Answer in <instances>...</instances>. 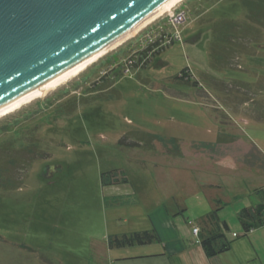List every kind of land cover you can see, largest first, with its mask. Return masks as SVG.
Wrapping results in <instances>:
<instances>
[{
	"label": "rangeland",
	"instance_id": "374dc122",
	"mask_svg": "<svg viewBox=\"0 0 264 264\" xmlns=\"http://www.w3.org/2000/svg\"><path fill=\"white\" fill-rule=\"evenodd\" d=\"M229 2L184 0L0 119V143L40 153L20 173L22 188L0 191V264H109L123 252H111L108 237L151 229L165 201L189 238L215 201L231 231L240 228L239 205L264 187V33L248 56L219 64L205 26L244 20L245 8ZM158 41L161 55L138 63ZM53 165L63 169L44 180ZM109 172L129 183L103 187Z\"/></svg>",
	"mask_w": 264,
	"mask_h": 264
},
{
	"label": "water",
	"instance_id": "95a60500",
	"mask_svg": "<svg viewBox=\"0 0 264 264\" xmlns=\"http://www.w3.org/2000/svg\"><path fill=\"white\" fill-rule=\"evenodd\" d=\"M168 0H0V108L95 55ZM62 165L49 166L52 180Z\"/></svg>",
	"mask_w": 264,
	"mask_h": 264
},
{
	"label": "trees",
	"instance_id": "16d2710c",
	"mask_svg": "<svg viewBox=\"0 0 264 264\" xmlns=\"http://www.w3.org/2000/svg\"><path fill=\"white\" fill-rule=\"evenodd\" d=\"M240 3H238V2ZM231 5L241 4L245 10V19L242 21L220 20L208 27L212 35V53L219 64L230 65V60L236 56H248L247 47L257 45L264 33V0H232ZM212 20L213 17H212ZM199 37V36H198ZM196 37L195 40L199 39ZM175 40H172L174 43ZM159 41L141 51L138 55V63H149V56L154 59L166 49L159 48ZM158 49V50H154ZM221 57V58H218ZM108 81L107 74L94 83L91 93L96 94L97 87ZM113 87L108 86L106 90ZM105 90H100L101 92ZM105 90V91H106ZM104 92V91H103ZM92 112L85 113L86 120ZM78 121V120H77ZM20 142L8 140L0 143V191L11 192L22 188L23 179L20 173L29 171L33 163L39 159L40 153L32 148L33 145L18 147ZM118 172L104 173L101 176L102 186H119L128 184L129 180L119 176ZM44 178V173L42 174ZM47 180V179H44ZM49 181V180H48ZM258 201L251 206H245L238 212V221L242 227L243 235L247 236L254 230L264 228V187L254 190ZM214 209L201 217L198 222L200 247L207 258L212 259L232 250L237 236L230 237V227L220 216L224 205L221 201H215ZM161 242L155 229L130 234L113 235L108 237L110 249H125L135 246H147Z\"/></svg>",
	"mask_w": 264,
	"mask_h": 264
},
{
	"label": "crops",
	"instance_id": "0c3cea01",
	"mask_svg": "<svg viewBox=\"0 0 264 264\" xmlns=\"http://www.w3.org/2000/svg\"><path fill=\"white\" fill-rule=\"evenodd\" d=\"M225 202L229 203L230 201L226 200ZM211 207L212 210L215 207L212 202ZM241 209L239 205L237 213ZM177 210L169 208L166 201L160 202L154 212L157 214V220L154 221L156 223L149 230L155 229L161 242L147 246L110 249L111 252L123 253H120L121 255L116 258H112L113 255L110 256L112 259H109V264H264L262 256L264 253V228L254 230L249 235L244 236L241 225L239 229L231 231L227 220L221 218L228 223L230 233L234 235L232 237L237 236L238 239L234 242L230 252L209 259L200 245L197 244L198 237L193 234V229L190 238L189 235L185 236L179 230L176 217L180 212ZM190 222L188 221V223ZM192 225L199 227L197 224Z\"/></svg>",
	"mask_w": 264,
	"mask_h": 264
},
{
	"label": "bare ground",
	"instance_id": "6f19581e",
	"mask_svg": "<svg viewBox=\"0 0 264 264\" xmlns=\"http://www.w3.org/2000/svg\"><path fill=\"white\" fill-rule=\"evenodd\" d=\"M183 1L184 0H168L166 3L160 6L155 12H153L151 15L145 18L142 22L136 25L133 29L125 33L123 36H121L120 38H118L117 40L109 44L107 47H105L104 49L96 53L95 55L74 65L73 67L61 73L60 75L53 78L49 82L45 83L41 87L34 89L24 94L23 96L17 98L13 102L1 107L0 108V119L2 117L8 116L16 112L17 110L21 109L23 106L32 102L36 98L47 94L54 87L59 86L60 84L68 80L69 78L79 75L87 66L95 62L98 58H100L102 55L107 53L109 50L116 48L117 46L122 44L126 39L131 38L133 35H135L141 29L145 28L146 26L154 22L159 17L163 16L164 14L168 12H172L174 7H176V5H178L179 3Z\"/></svg>",
	"mask_w": 264,
	"mask_h": 264
},
{
	"label": "built area",
	"instance_id": "2783aa9c",
	"mask_svg": "<svg viewBox=\"0 0 264 264\" xmlns=\"http://www.w3.org/2000/svg\"><path fill=\"white\" fill-rule=\"evenodd\" d=\"M199 232H200V231H199L198 228L195 227V228L193 229V234H194L196 237L199 236ZM197 244H198V245L200 244V240H199V239L197 240Z\"/></svg>",
	"mask_w": 264,
	"mask_h": 264
},
{
	"label": "flooded vegetation",
	"instance_id": "af4514ba",
	"mask_svg": "<svg viewBox=\"0 0 264 264\" xmlns=\"http://www.w3.org/2000/svg\"><path fill=\"white\" fill-rule=\"evenodd\" d=\"M49 166L46 167V169L48 168Z\"/></svg>",
	"mask_w": 264,
	"mask_h": 264
}]
</instances>
